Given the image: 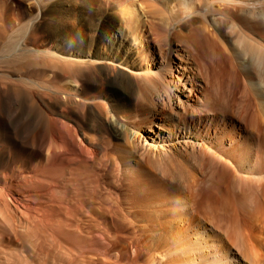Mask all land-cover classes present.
I'll return each instance as SVG.
<instances>
[{"label": "bare ground", "instance_id": "6f19581e", "mask_svg": "<svg viewBox=\"0 0 264 264\" xmlns=\"http://www.w3.org/2000/svg\"><path fill=\"white\" fill-rule=\"evenodd\" d=\"M108 261L264 264V0H0V264Z\"/></svg>", "mask_w": 264, "mask_h": 264}, {"label": "rangeland", "instance_id": "374dc122", "mask_svg": "<svg viewBox=\"0 0 264 264\" xmlns=\"http://www.w3.org/2000/svg\"><path fill=\"white\" fill-rule=\"evenodd\" d=\"M45 128L39 124H35L34 125V128L32 130V134L35 135V136H40L42 133H43V130ZM47 130H50L49 128H47ZM27 147V143H17L14 145H11L10 146V151H11V154H12V157L17 159V157L19 156V154L21 153L22 149H25ZM190 188V187H189ZM191 189V188H190ZM122 206L125 208V209H129V208H134V209H138V207L134 206V205H131V204H126V203H122ZM119 224H122V226H124L123 223L119 222ZM132 227L134 226H131V227H127L126 230L129 234V232L133 229ZM133 232V230L131 231ZM126 236V235H125ZM254 238V237H253ZM120 241H129L128 239L124 238V236H121L119 239L117 240H112V241H109L110 244L113 245V247L115 248H118V245L120 243ZM112 242V243H111ZM141 263V262H140ZM107 264H110V262L108 261ZM142 264V263H141Z\"/></svg>", "mask_w": 264, "mask_h": 264}]
</instances>
